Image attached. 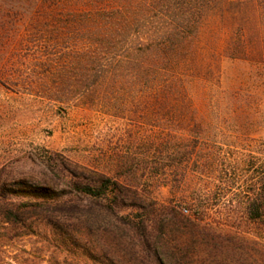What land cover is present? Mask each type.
Listing matches in <instances>:
<instances>
[{
  "label": "rangeland",
  "instance_id": "1",
  "mask_svg": "<svg viewBox=\"0 0 264 264\" xmlns=\"http://www.w3.org/2000/svg\"><path fill=\"white\" fill-rule=\"evenodd\" d=\"M229 1L244 3L225 15L206 16L174 72L165 65L147 90L124 76L110 86V100L94 106L90 98L67 103L39 93L44 71L30 64L42 55L28 42L24 23H14L13 0H0V203L53 197L90 207L94 216L96 201L109 204L112 197L70 192L75 182L97 188L100 173L175 206L200 226L193 235L159 217L145 221L151 243L167 256L165 264H176L184 253L188 264H264L262 221L243 220L240 238L226 237L236 230L228 216H243L230 209L264 202L262 3ZM239 39L249 53L230 49ZM120 214L141 222L136 208ZM74 216L76 222L81 212ZM33 220L30 228L28 219L3 223L0 214V264H97L53 236L41 217ZM92 222L81 240L96 250L99 221ZM116 223L111 216L104 221L108 256L119 260V245L124 263L138 264L137 254L128 253L136 247L125 234L116 236ZM160 228L169 230L162 240Z\"/></svg>",
  "mask_w": 264,
  "mask_h": 264
},
{
  "label": "trees",
  "instance_id": "2",
  "mask_svg": "<svg viewBox=\"0 0 264 264\" xmlns=\"http://www.w3.org/2000/svg\"><path fill=\"white\" fill-rule=\"evenodd\" d=\"M14 23L23 22L29 31L28 42L37 47L41 61L34 58L30 65L40 67L44 77L38 85L43 96L59 101L70 102L77 98L91 99L94 106L105 105L110 100V86L117 84L122 77L134 79L133 85L142 90L155 86L159 71L170 65L172 72L180 66L186 53V42L197 32L199 25L211 13L225 15L241 8L244 1L229 0H13ZM260 14L264 24V0ZM264 43V36H263ZM230 49H243L249 53V45L239 39L233 41ZM40 45V48H38ZM31 46V45H30ZM248 49V50H247ZM246 52V53H245ZM36 57V56H35ZM262 58L264 59V52ZM35 71V70H34ZM31 75L30 78H32ZM29 83L35 84L32 80ZM115 79L114 84L109 81ZM115 91V90H114ZM95 181L99 186L75 182L71 194H81L103 200L112 199L109 204L96 201L99 209L96 215L77 202L59 201L56 198L30 200L22 205L8 200L0 203L3 223L17 224L30 220V228L41 217V224L49 227L51 234L62 238L69 248L81 251L85 262L92 260L97 264H125L116 246L115 254L119 260H111L106 249L104 221L107 216L117 220L116 236L120 232L129 237L136 251L129 254L138 257V264L155 261L165 264L166 256L159 246L151 243L145 221L151 217L168 220L172 225L187 229L190 234H200V226L190 217L180 213L175 206L159 204L145 193L120 183L104 174H98ZM48 193V192H47ZM124 208L139 210L141 222H134L120 211ZM242 209V210H241ZM233 214L242 213V219H229L236 229L231 238L243 230V220L263 222L264 202L253 200L245 207L230 209ZM81 212L74 222L75 213ZM92 217L99 221V246L93 250L83 233L89 234ZM63 222H62V221ZM71 220V221H70ZM169 232L160 228L158 237L162 240ZM207 232V235H211ZM87 234V235H88ZM80 235V239L76 237ZM122 236V235H121ZM86 237V236H84ZM82 241V242H81ZM167 257V256H166ZM172 257V256H171ZM137 259V258H136ZM175 259V258H174ZM151 261V262H150ZM176 264H188L189 254L184 253L175 259Z\"/></svg>",
  "mask_w": 264,
  "mask_h": 264
},
{
  "label": "built area",
  "instance_id": "3",
  "mask_svg": "<svg viewBox=\"0 0 264 264\" xmlns=\"http://www.w3.org/2000/svg\"><path fill=\"white\" fill-rule=\"evenodd\" d=\"M185 212H187V210H184Z\"/></svg>",
  "mask_w": 264,
  "mask_h": 264
}]
</instances>
